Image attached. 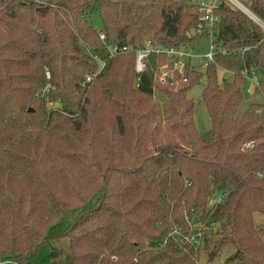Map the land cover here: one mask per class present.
Instances as JSON below:
<instances>
[{
    "label": "trees",
    "instance_id": "16d2710c",
    "mask_svg": "<svg viewBox=\"0 0 264 264\" xmlns=\"http://www.w3.org/2000/svg\"><path fill=\"white\" fill-rule=\"evenodd\" d=\"M203 1L0 0V264H199L226 244L264 264V102L238 116L247 74L264 97V28L219 0L213 61L180 72L166 50L201 48ZM203 76L209 140L188 95ZM55 238L69 249L28 260Z\"/></svg>",
    "mask_w": 264,
    "mask_h": 264
},
{
    "label": "rangeland",
    "instance_id": "374dc122",
    "mask_svg": "<svg viewBox=\"0 0 264 264\" xmlns=\"http://www.w3.org/2000/svg\"><path fill=\"white\" fill-rule=\"evenodd\" d=\"M237 1H239L245 6H248V0H237ZM230 4L233 5L231 2ZM88 18L92 22L93 26L98 30V32L103 29L102 22L98 14H88ZM208 46H209V41L207 39L202 43L201 48L199 50L194 51L190 56L186 57L187 61H189V63L195 69H198L203 72L206 69L207 59L205 58L204 55L208 51ZM47 75L48 77L50 76L49 72H47ZM206 84H207L206 77L203 76L201 81L190 89L188 95L190 98L194 99L195 121L197 128L200 132V135L204 139L209 140L211 139L212 136L213 122L202 97V93L204 88L206 87ZM253 89H254L253 93H248L246 90H244V99L239 107L238 116H241L246 111V109L250 104L264 102V97L261 91L259 90V87L254 86ZM53 106L57 107V104H54ZM215 201H217V199H213V203H215ZM78 211L79 209H74L67 212L66 218L61 223L53 226L50 232L57 233L63 231L66 227H68L70 224L74 222V219ZM254 216L257 224L264 223V214L255 213ZM53 246L57 248H65L68 250L69 240L66 238H61V239L55 238L53 240L44 242L36 252H33L28 256V260L35 263H41L45 261L51 251V247ZM235 250H236L235 245L226 244L221 254L218 255L213 260H209L207 255L203 253L200 258L199 264H239L237 260H228V257L232 255L235 252ZM6 264H16V263L9 262Z\"/></svg>",
    "mask_w": 264,
    "mask_h": 264
},
{
    "label": "built area",
    "instance_id": "2783aa9c",
    "mask_svg": "<svg viewBox=\"0 0 264 264\" xmlns=\"http://www.w3.org/2000/svg\"><path fill=\"white\" fill-rule=\"evenodd\" d=\"M218 1L219 0H207L203 1L201 3V11L202 15L200 17V23L196 26L195 31L197 33H201L204 30H207L209 32L208 35V41H209V46H208V51L205 53V58L207 59L206 65L208 64L209 61H213L214 55H215V50H216V45L213 43V31L216 28L217 22L219 20V17L214 13V9L218 6ZM229 3L231 2L236 8L240 9L242 12H244L250 19H252L254 22L259 24L262 28H264V21H262L248 6L243 5L237 0H227ZM99 35L102 39L105 40V34L102 30L99 31ZM130 48L128 47H122L119 48L117 46H114L110 49L111 55L123 52V51H128ZM160 51L161 49L153 48L151 45L150 41L147 42V46L145 49L138 51L137 54V71H143L145 68V61L146 57L148 56L149 53L152 51ZM168 54L175 55L176 61H175V67L180 71L183 72L184 67H185V61L187 60L186 57L190 56L194 51L191 49H168L166 50ZM246 80L248 81V84L246 86V91L248 93H253V87L257 86L259 87V82L255 78V75L253 73L247 74L246 75ZM92 81V77L88 76L86 77L81 83L80 87L81 88H87L89 84ZM49 90V88H47ZM253 142L248 143V146L253 147ZM186 242H196L195 238L192 237H185ZM197 243V242H196Z\"/></svg>",
    "mask_w": 264,
    "mask_h": 264
},
{
    "label": "water",
    "instance_id": "95a60500",
    "mask_svg": "<svg viewBox=\"0 0 264 264\" xmlns=\"http://www.w3.org/2000/svg\"><path fill=\"white\" fill-rule=\"evenodd\" d=\"M163 72H164V73L167 72V68H166V67L163 69ZM170 81H171V79H170Z\"/></svg>",
    "mask_w": 264,
    "mask_h": 264
}]
</instances>
